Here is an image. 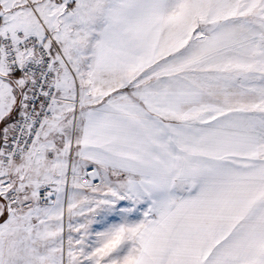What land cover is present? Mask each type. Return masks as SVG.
<instances>
[{
  "label": "snow or ice",
  "instance_id": "obj_1",
  "mask_svg": "<svg viewBox=\"0 0 264 264\" xmlns=\"http://www.w3.org/2000/svg\"><path fill=\"white\" fill-rule=\"evenodd\" d=\"M0 264H264V0H0Z\"/></svg>",
  "mask_w": 264,
  "mask_h": 264
}]
</instances>
